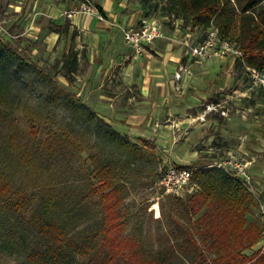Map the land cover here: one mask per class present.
Listing matches in <instances>:
<instances>
[{
  "label": "trees",
  "instance_id": "obj_1",
  "mask_svg": "<svg viewBox=\"0 0 264 264\" xmlns=\"http://www.w3.org/2000/svg\"><path fill=\"white\" fill-rule=\"evenodd\" d=\"M140 4L144 17H151L157 4H162L164 16L181 20L183 27L204 32L215 28L220 40L242 52V61L236 62L239 70L244 72V64L264 71V0H140ZM61 57L53 67L73 76L78 70L77 54L70 51ZM10 62L13 68L15 62L23 61L0 40V173L11 172V181L0 182V251L27 264H79L83 259H88L86 264H264V246L247 253L264 238L259 222L248 220L252 193L238 177L214 167L193 172L199 190L188 196L184 206L192 216L202 212L198 221L205 226L206 253L191 238L178 242L166 237L154 253L145 256L135 249L136 242L118 238L115 230L121 215L116 208L124 188L118 165L92 158L96 163L93 179L77 174L69 140L33 144L13 127L19 98L7 71ZM10 116L11 132L7 133ZM93 180L100 182L97 190L92 188ZM104 190L97 211L100 218L92 225L90 202L97 191ZM173 198L182 203V198ZM97 239L104 244L99 255L93 253Z\"/></svg>",
  "mask_w": 264,
  "mask_h": 264
},
{
  "label": "crops",
  "instance_id": "obj_2",
  "mask_svg": "<svg viewBox=\"0 0 264 264\" xmlns=\"http://www.w3.org/2000/svg\"><path fill=\"white\" fill-rule=\"evenodd\" d=\"M23 1L14 5L15 22L25 17L26 32L41 38L46 50L56 48L61 55L69 51L77 54L78 68L85 63L88 71L83 79L84 95L95 97L93 106L105 121L138 133L160 144L163 150L175 151V159L194 160L197 146L208 149L215 138H236L240 142L237 149L246 156L243 161L252 177V196L264 204V90L251 86L246 95L228 87L231 72L234 67L238 69L232 57L196 59L186 54L180 45L185 33L190 31L191 44H198L206 31L191 30L183 27L181 20L167 19L166 29L163 26L166 38L155 40L135 55L121 33V28L144 17L134 0H91L97 15L75 13L70 17L67 13L77 11L78 3ZM60 39L64 40L62 49ZM180 65L186 66L190 74L182 75L180 91L176 92L174 74ZM223 73L225 80L220 81ZM225 89L229 90V100L245 96L248 105L240 106L241 117L223 107L227 116L214 113L212 119L201 107L209 94L215 98L212 103L219 102ZM248 218L254 219L252 215ZM263 246L264 238L249 250Z\"/></svg>",
  "mask_w": 264,
  "mask_h": 264
},
{
  "label": "rangeland",
  "instance_id": "obj_3",
  "mask_svg": "<svg viewBox=\"0 0 264 264\" xmlns=\"http://www.w3.org/2000/svg\"><path fill=\"white\" fill-rule=\"evenodd\" d=\"M134 1L144 15L140 0ZM17 2L24 1L0 0V40L8 43L23 61L20 65L15 62L13 68L10 62L7 70L14 83L13 93L19 98L12 117V126L18 127V131L25 134L33 144L58 139L69 140L74 148L77 174L83 172L91 179L96 166L92 158L100 163L115 162L118 165L119 180L124 187L118 195L122 201L118 203L116 209L120 212L121 218L115 234L130 244L134 245L136 242L135 249L138 252L145 256L154 253L159 245L163 244L164 239L169 237L173 241L177 239L178 242L191 238L206 253L207 244L203 242L205 226L198 221L202 212L192 216L184 210L188 196L183 197L182 203H179L173 196L164 194L156 182V173L158 168L163 170L169 165L186 166L193 172L201 168H217L213 165H219L220 168L217 169L230 173L232 177H238L226 162L233 158L237 162H244L246 156L237 149L240 142L236 138H215L208 149L203 146L196 147L198 156L194 160L184 157L175 159V151L163 150L160 144L147 140L138 133L108 123L93 106L95 97L84 95L83 79L88 75L85 63L80 65L73 76H64V70L55 69L53 66L62 55L57 53L56 48L46 50L41 38L36 39L35 35L26 32L25 17L15 22L14 5H17ZM163 8L162 4H157L152 16L166 26L168 18L164 16ZM169 22L171 24V21ZM201 35V32L197 34L199 38ZM60 41L62 49L64 40ZM231 73L228 87H235L237 93L248 95L251 83L246 73L235 67ZM223 80L225 73L222 74L220 81ZM228 93L229 90L225 89L223 95L219 97V102L229 108L232 115L241 117L240 106L248 105L246 97L238 96L229 100ZM214 101V96L209 94L201 109L204 110L205 105ZM237 109L238 113L235 112ZM214 113L217 112L208 113L209 117L213 119ZM247 115L245 113L244 116L248 118ZM6 124L5 132H11V116L7 118ZM113 138H116L118 143L114 142ZM227 149H230V153ZM206 151L211 154H206ZM199 163L205 164L198 166ZM8 176L11 178V172L1 171L0 182L11 181ZM99 185L100 182L97 180L92 181L93 189L97 190ZM106 191H97L92 197L90 202L93 211L92 225L100 218V214L97 213L100 209V196ZM253 200L255 201L251 205V214L259 222L258 203L255 198ZM94 245L93 253L101 254L104 250L102 240L97 239ZM253 252L254 249L247 251L248 254ZM87 260L83 259L79 264H86ZM0 264L27 262L21 257L10 256L0 251Z\"/></svg>",
  "mask_w": 264,
  "mask_h": 264
},
{
  "label": "built area",
  "instance_id": "obj_4",
  "mask_svg": "<svg viewBox=\"0 0 264 264\" xmlns=\"http://www.w3.org/2000/svg\"><path fill=\"white\" fill-rule=\"evenodd\" d=\"M78 3V10L67 13L70 17L75 13L97 15L96 9L91 0H66ZM101 20L102 18L98 16ZM122 38L127 47L132 49L135 55L143 53L148 45L158 39L166 38L165 29L162 23L155 17H143L138 23L121 28ZM192 33H185L180 45L185 48L186 54L191 58L206 57H232L236 61H242V52L234 44L218 38L217 30L213 27L206 30L205 37L198 44H191ZM244 73L248 76L251 86L264 90V71H257L246 67L243 64ZM183 74H190L189 69L180 65L174 74L175 91H180L178 83ZM220 102L205 105L207 113L217 112L221 116H227ZM230 165L243 186L252 193V177L247 172V165L244 162H237L234 158L226 162ZM220 168L219 165H213ZM157 184L164 194L183 198L194 195L199 190L198 183L194 180L193 170L189 167L169 165L160 171ZM259 207V218L264 237V204L256 200Z\"/></svg>",
  "mask_w": 264,
  "mask_h": 264
}]
</instances>
